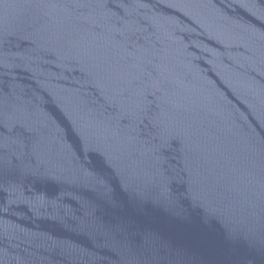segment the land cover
<instances>
[{"label": "water", "instance_id": "95a60500", "mask_svg": "<svg viewBox=\"0 0 264 264\" xmlns=\"http://www.w3.org/2000/svg\"><path fill=\"white\" fill-rule=\"evenodd\" d=\"M0 264H264V0H0Z\"/></svg>", "mask_w": 264, "mask_h": 264}]
</instances>
